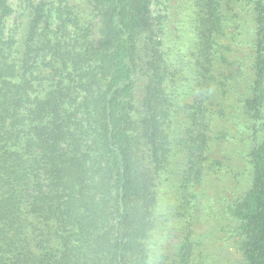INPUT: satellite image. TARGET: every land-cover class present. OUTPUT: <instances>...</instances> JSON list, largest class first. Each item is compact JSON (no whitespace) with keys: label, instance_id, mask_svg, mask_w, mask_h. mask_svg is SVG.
<instances>
[{"label":"trees","instance_id":"trees-1","mask_svg":"<svg viewBox=\"0 0 264 264\" xmlns=\"http://www.w3.org/2000/svg\"><path fill=\"white\" fill-rule=\"evenodd\" d=\"M177 1L0 0V264L205 263L204 183L224 170L213 73L235 5L254 10L239 99L253 134L247 185L217 199L241 264H264V0H189L164 24ZM171 29L189 52L163 49Z\"/></svg>","mask_w":264,"mask_h":264},{"label":"rangeland","instance_id":"rangeland-1","mask_svg":"<svg viewBox=\"0 0 264 264\" xmlns=\"http://www.w3.org/2000/svg\"><path fill=\"white\" fill-rule=\"evenodd\" d=\"M12 2L13 0H11ZM190 2L189 0H178L174 6L172 4L171 9L161 13L167 15L161 19L163 23L166 24V21L172 18L173 12H176L174 7L177 4L183 3L187 8L191 4ZM153 9L155 8L153 7ZM230 14L233 17L224 27L225 34L220 40L219 55L222 56L218 57L213 73L212 98L215 104H213L214 117L211 121L212 141L209 152L213 158H223L221 161L224 164V170L219 173L211 172L204 183L208 190L206 202L213 205L216 217L210 219L207 224H200L201 230H197V234L200 233L203 240L202 249L205 255L203 264H241V256L234 247V240L232 238L227 240L228 234L221 229L223 215L220 214L221 204L217 198L232 189L240 191L247 185L249 176L248 173H243V164H247L245 155L250 151L253 133H251L252 129L247 128L250 123L247 122V114L241 108L239 99L251 84L256 73L253 37L255 23L252 6L235 5ZM176 22L171 26H174ZM192 36L187 32L186 38L182 37L177 40L175 30H168L164 39V47L176 44V46L185 47V50L189 52ZM164 47L163 49L166 51L167 47ZM178 61L177 58L174 62ZM189 80L183 83L188 84ZM226 168L229 173L225 171ZM248 171L250 174V170ZM231 174H237V176L232 177Z\"/></svg>","mask_w":264,"mask_h":264}]
</instances>
